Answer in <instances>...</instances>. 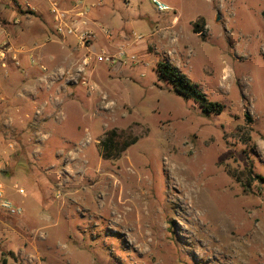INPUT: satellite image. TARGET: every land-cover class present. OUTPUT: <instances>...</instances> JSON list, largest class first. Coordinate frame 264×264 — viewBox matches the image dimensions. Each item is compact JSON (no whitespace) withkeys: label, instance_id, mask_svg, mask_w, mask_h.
<instances>
[{"label":"rangeland","instance_id":"obj_1","mask_svg":"<svg viewBox=\"0 0 264 264\" xmlns=\"http://www.w3.org/2000/svg\"><path fill=\"white\" fill-rule=\"evenodd\" d=\"M158 1L85 0L90 26L30 39L67 68L46 113L21 67L0 76V264H264V0ZM110 133L137 141L106 160Z\"/></svg>","mask_w":264,"mask_h":264},{"label":"crops","instance_id":"obj_2","mask_svg":"<svg viewBox=\"0 0 264 264\" xmlns=\"http://www.w3.org/2000/svg\"><path fill=\"white\" fill-rule=\"evenodd\" d=\"M49 1L51 7L54 2L57 4L61 12L73 13V15L67 16L64 19V23L69 25L73 24L78 30L84 28V26H90V22L92 21L90 20L89 15L91 12L84 3L85 0ZM11 4L12 6L9 8L6 4L0 3V15L5 19V22L0 29V76L6 77L7 80L10 78L16 79V70L21 67L22 71L26 73L28 78L32 77L34 81H36V84L29 89V95H27L28 98L35 102L38 101V103L40 101V105L43 103L38 111L46 113L48 104L39 99L44 95V92L49 93V90L53 89L52 82L51 84L48 83V87H45L46 81L58 79L59 76L61 78L62 74L66 73L67 68H53L54 70L52 73L47 74L46 67L44 66L46 59L42 57L36 58V56L32 54H36L35 51H37L36 49H38L39 46L29 48L30 46L28 44L30 39L34 37L38 38L43 34L47 35L46 38L50 39L53 38L52 36L56 35L58 36V39H62V42L64 39L66 40L67 36H62L58 33V22L49 7L41 12V3L39 2L38 4V0H11ZM66 7H69V9ZM79 8L85 10V12L76 13L75 10H79ZM81 14L85 17L80 19L78 17ZM97 26L98 28H101V25ZM50 39L49 42H51ZM106 39H110V36L107 35ZM1 43H6L8 45L7 49H4L5 52L3 51ZM44 44H46V41ZM88 45L93 47V41L89 42ZM36 62H38V65L35 67V64H37ZM71 65H73V62H71L68 67ZM45 88H47L46 91Z\"/></svg>","mask_w":264,"mask_h":264},{"label":"trees","instance_id":"obj_3","mask_svg":"<svg viewBox=\"0 0 264 264\" xmlns=\"http://www.w3.org/2000/svg\"><path fill=\"white\" fill-rule=\"evenodd\" d=\"M194 31L195 33L200 32L199 24L196 25ZM156 71L159 79L168 83L175 93L198 103L204 114L219 115L223 112L222 104L210 101L207 95L197 85L193 84L176 66L169 62L160 61L157 64ZM114 137L115 134L110 133L109 138L101 143L102 155L106 160L119 157L121 153L125 152L137 141V139H135L131 142L125 141L120 143L115 141ZM115 151H117V153H114Z\"/></svg>","mask_w":264,"mask_h":264},{"label":"built area","instance_id":"obj_4","mask_svg":"<svg viewBox=\"0 0 264 264\" xmlns=\"http://www.w3.org/2000/svg\"><path fill=\"white\" fill-rule=\"evenodd\" d=\"M153 3L157 6V8L160 11H165V10L169 9L168 6L161 4L158 0H153ZM51 12L55 16L56 21L58 22V28H57L58 33H60V34L64 33L65 28H66V31L68 34H72V33H74V31H76L77 28H74L73 24L69 25V24L63 22L67 15H66V13L61 12L60 9L58 8L57 4L54 2L52 4ZM1 28H2V24L0 22V29ZM84 37H85L84 35L81 36L82 40H84ZM0 42H1V40H0ZM1 44L3 45V49H7L8 45L6 43H1ZM121 54H124V53H121ZM87 60H88V58H87ZM4 206L13 214L17 212L16 209H14L13 207H10L9 205L5 204Z\"/></svg>","mask_w":264,"mask_h":264}]
</instances>
